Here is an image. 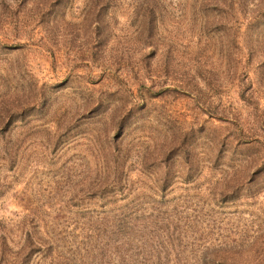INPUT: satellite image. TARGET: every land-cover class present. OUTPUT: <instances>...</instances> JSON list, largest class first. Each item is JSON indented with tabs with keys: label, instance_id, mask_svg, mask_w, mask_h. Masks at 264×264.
I'll use <instances>...</instances> for the list:
<instances>
[{
	"label": "rangeland",
	"instance_id": "rangeland-1",
	"mask_svg": "<svg viewBox=\"0 0 264 264\" xmlns=\"http://www.w3.org/2000/svg\"><path fill=\"white\" fill-rule=\"evenodd\" d=\"M0 264H264V0H0Z\"/></svg>",
	"mask_w": 264,
	"mask_h": 264
},
{
	"label": "trees",
	"instance_id": "trees-1",
	"mask_svg": "<svg viewBox=\"0 0 264 264\" xmlns=\"http://www.w3.org/2000/svg\"><path fill=\"white\" fill-rule=\"evenodd\" d=\"M150 8L148 9L149 12ZM112 179V178H111ZM105 184L110 185V182L113 180H110V177H106ZM104 182V181H103ZM106 186L105 188H100L97 191L99 194L97 196L101 198H105L106 196L111 195V200H116L117 197L122 196L120 193H114L113 190L110 188L109 191ZM120 190V189H118ZM163 190V189H162ZM119 194V196L117 195ZM117 195V196H116ZM159 203V201H157ZM157 202L152 203L151 210L152 212L146 213L142 210V208H146L144 203L140 202H129V203H123V204H117L112 211H113V217H112V232L118 234H129L133 232H145L147 235L158 232L160 229H165V232H170V229L172 228V215L174 213L175 206L171 211L164 210V212H167V218L161 217V213L158 208H160L159 205H157ZM166 220V221H164ZM142 234V233H141ZM27 255H23V259L21 257V263H23V260L26 258H29V255L31 254V250L29 249L28 252H26ZM2 259V257H1Z\"/></svg>",
	"mask_w": 264,
	"mask_h": 264
}]
</instances>
